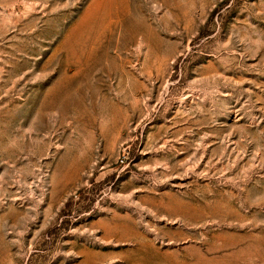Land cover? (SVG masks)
<instances>
[{"label":"rangeland","instance_id":"obj_1","mask_svg":"<svg viewBox=\"0 0 264 264\" xmlns=\"http://www.w3.org/2000/svg\"><path fill=\"white\" fill-rule=\"evenodd\" d=\"M0 264H264V0H0Z\"/></svg>","mask_w":264,"mask_h":264}]
</instances>
